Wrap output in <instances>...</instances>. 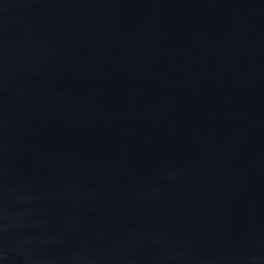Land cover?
<instances>
[{"label":"water","instance_id":"water-1","mask_svg":"<svg viewBox=\"0 0 264 264\" xmlns=\"http://www.w3.org/2000/svg\"><path fill=\"white\" fill-rule=\"evenodd\" d=\"M0 264H264V0H0Z\"/></svg>","mask_w":264,"mask_h":264}]
</instances>
